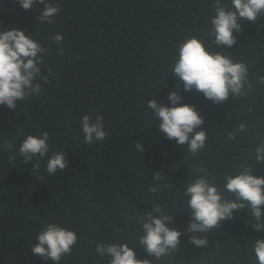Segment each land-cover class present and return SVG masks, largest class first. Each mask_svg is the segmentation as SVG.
Returning <instances> with one entry per match:
<instances>
[{
    "label": "trees",
    "instance_id": "obj_1",
    "mask_svg": "<svg viewBox=\"0 0 264 264\" xmlns=\"http://www.w3.org/2000/svg\"><path fill=\"white\" fill-rule=\"evenodd\" d=\"M55 2L60 15L52 25L40 26L34 9H22L18 0H0V30L34 33L48 48L41 94L19 102L16 109L0 105V264H52L31 254L37 232L52 222L80 237L62 264H107L95 255L97 242L135 239L138 217L154 202L177 214L173 224L185 231L190 210L183 209L182 188L189 175L206 169L222 179L249 162L264 130V16L241 21L236 45L224 49L248 64V95L217 105L202 94L184 93L185 102L205 121L197 130L208 133L202 154L192 157L184 146L162 138L147 102L159 95L164 103L177 87L170 66L178 42L207 35L214 0ZM57 33L65 37L62 56L52 42ZM96 114L103 115L108 136L85 144L79 121ZM240 123L248 131L229 140L228 132ZM43 131L53 150L66 151L68 158L67 169L44 181L17 153L26 135ZM40 164L43 173L45 160ZM156 172L167 178L157 193H150ZM254 174L264 176V163ZM258 237L264 232L256 230L248 209L237 210L234 219L207 234V246L190 244L185 231L173 257L159 264H254L251 240ZM138 256L150 259L139 249Z\"/></svg>",
    "mask_w": 264,
    "mask_h": 264
},
{
    "label": "clouds",
    "instance_id": "obj_2",
    "mask_svg": "<svg viewBox=\"0 0 264 264\" xmlns=\"http://www.w3.org/2000/svg\"><path fill=\"white\" fill-rule=\"evenodd\" d=\"M18 4L24 10L37 11L40 26L52 25L62 11L55 0H18ZM212 8L207 35H190L178 42L170 66V75L178 82L177 87L168 93L166 102L162 103L159 95L158 99L147 102L162 138L184 146L192 157L202 154L208 133L197 130L205 121L194 105L185 102L184 93L202 94L217 105L249 94L252 83L248 64L235 59L224 49L236 45L234 33L242 30L241 21L255 22L264 16V0H214ZM64 39L59 33L52 38L61 56ZM213 47L220 51H212ZM47 52L48 48L34 33L26 34L24 30L12 27L0 30V105L16 109L19 102L41 94V81L47 79L42 73ZM260 83L264 84V78ZM79 127L85 144L103 141L108 136L102 114H96L94 119L84 115ZM247 131L248 125L240 123L228 132V139L236 140ZM137 149L142 151V145L137 143ZM17 153L32 164V170L42 181L68 168L66 151L53 150L47 131L26 135ZM41 160H45L43 173L39 171ZM259 163H264V130L258 133L249 162L227 172L222 179L211 176L206 169H201L202 174L189 175L183 183L182 196L183 209L190 210L185 230L190 244L201 248L207 246V234L217 229L222 221L234 219L235 212L245 208L250 212L256 230L264 232L261 207L264 206V176L254 174ZM166 178L160 172L154 173L148 192L157 193ZM176 215L154 202L151 210L138 217L135 239L97 242L95 255L107 264H159L173 257L182 244L185 231L173 224ZM79 239L74 229L60 223H48L34 237L31 254L52 264H62L72 254ZM251 242L254 264H264V237ZM138 249L150 259H140Z\"/></svg>",
    "mask_w": 264,
    "mask_h": 264
}]
</instances>
